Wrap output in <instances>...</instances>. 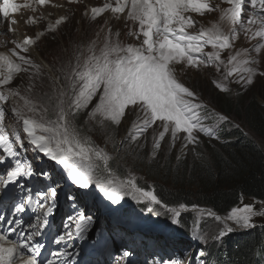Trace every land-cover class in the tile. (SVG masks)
I'll list each match as a JSON object with an SVG mask.
<instances>
[{
    "label": "snow or ice",
    "instance_id": "1",
    "mask_svg": "<svg viewBox=\"0 0 264 264\" xmlns=\"http://www.w3.org/2000/svg\"><path fill=\"white\" fill-rule=\"evenodd\" d=\"M68 2L72 3L74 0ZM49 3L50 0H30L23 4H17L16 0H0V22H6L9 25L7 32L13 33L15 29L12 26L17 24L14 17L21 8L35 13L38 8ZM221 3L228 7L222 8L211 0H115V6L106 3L102 7L91 8L93 19L109 10L118 18L123 15L126 21L136 26L134 30H129L128 35L137 39L142 36L143 40L139 46L122 45L119 40L112 39L109 30L103 47L98 52L94 44L89 46L91 54L82 61L77 58L76 67L67 76V90H58L54 98L48 96L49 101L54 100L51 108L54 119L46 118L49 111L47 105H44L39 118H36L37 105L31 99L21 96L16 90L6 89L16 74L27 71L28 68H36L37 74L39 73V66L20 54L27 53L35 40L25 36L14 42V48L7 53H0V89H5L0 91V156L5 158L0 159V164L6 159L15 160L14 166L7 170L6 177H0L3 186L7 188L9 184H18L21 177H31L34 174L32 166L18 158L17 150L3 126L6 116L3 104L10 97H18L23 105L14 104L11 108V113L20 126L19 131H13L16 144L24 147L23 141L26 140L34 151L61 166L72 184L80 189H87L89 185L95 184L113 204L119 203L122 193L132 194L138 201L166 208L172 214V223L178 224L181 210H186L184 204H180L179 209L168 208L153 191L138 187L133 177L115 179L109 165L111 157L87 138L81 139L72 120L80 111L87 109L98 95V101L88 112L89 119L99 116L101 123L110 121L114 125H120L128 112H132L134 119L128 131L129 139L133 142L159 122L158 127L162 131L153 135V155L160 148V141L169 132L173 142L178 133H186L184 139L188 144L196 143L194 132L211 136V131L200 123V115L196 111L202 105L194 104V93L178 82L175 65L182 64L185 68L197 69L215 65L217 71L223 65L225 80L237 75L246 84H251L256 70L250 65L257 61L250 57L249 50L229 55L226 64L220 54L233 47V41L240 32L248 40H257L251 51L259 54L264 50V0H221ZM212 12H219L220 21L230 25L227 33L216 23L210 28L200 27L195 33L188 31L196 28L197 24L192 14L204 17ZM62 20L63 18L57 19L55 25H59ZM28 22L35 23V19L29 18ZM55 25L50 24L48 30H54ZM115 35L119 36V33ZM209 46L212 51L205 52V48ZM213 83L221 92L228 91L223 84ZM217 119L223 121L226 117L219 116ZM20 131L24 133L23 138ZM56 195L54 187H48L47 192L35 191L37 206L42 212L35 222H29L27 233L23 228L19 233L16 228L0 232V264H17L18 261L20 264H37L36 256L40 246H34L32 239L47 227ZM45 200L49 201L47 207L43 203ZM32 202L33 193L30 191L26 201L22 200L15 205V213L24 212ZM205 214L218 224H223L213 237L219 239L233 231L229 221L237 227H252L253 217L264 215V202L259 211L252 205H243L232 208L223 218L210 210H202L201 216ZM90 222L91 217L79 216L75 222L76 235L82 236ZM8 223L21 226L19 220ZM13 234L17 235L16 239H12ZM71 235L66 233L56 238L55 243L60 244ZM49 264L54 262L49 261Z\"/></svg>",
    "mask_w": 264,
    "mask_h": 264
},
{
    "label": "rangeland",
    "instance_id": "2",
    "mask_svg": "<svg viewBox=\"0 0 264 264\" xmlns=\"http://www.w3.org/2000/svg\"><path fill=\"white\" fill-rule=\"evenodd\" d=\"M64 5L67 4L63 3V6ZM71 10L73 11V16L70 19H66L58 28L52 31H49L48 28H44V30H38V29L34 30L32 27L29 28L26 25L29 28V32L33 34V38L35 39L34 47L36 51L39 53L40 58L43 61L47 60L48 63L46 61L44 62H46L50 68L51 65L49 64V61L51 59L56 58L60 53H63V49H65V53L72 50L74 39H76L82 45H84L85 42L88 41V39H91V41H88V46L94 44L95 49L98 52L99 48L96 45L95 36H98V38L101 39V35H102L104 40L105 36L108 34L107 33L108 29L106 25L110 20L109 18H106V20L103 23L99 21L97 18L95 19L90 18L87 20H80L77 22L74 14L78 15L79 10L76 7H72L68 9L69 12ZM45 14H50V15L55 14V17L57 16V12L52 10L49 11L45 10L44 15ZM62 14L63 13H61V15ZM60 17H56V19H59ZM39 18L44 21V24L54 25V23H52L51 16L49 20L43 18L40 15ZM214 23L219 24L221 29L225 33L229 31L230 25L227 22H221L219 18L205 23L203 27L210 28ZM100 27H102V29H100ZM119 27L122 28L120 29L119 36L116 37L112 36L113 40H119V42L122 45L133 44L135 46H139L142 43L143 40L142 36L139 39H137L135 36L128 35L129 30L135 29L133 26L121 23ZM198 30L199 28H194L193 30H188V31H190L191 33H195ZM10 34L11 33L7 32V28L4 25V23L0 22V53H7L10 49L14 48V42H16V39L14 37H11ZM62 41L64 45H59ZM65 42H67L66 45ZM256 43L257 40L255 39L248 40L245 37L244 33L240 32L237 39L233 41V47L224 50L220 54L221 59L226 64L229 55H235L237 51L243 52V50L247 49L249 50L250 57L254 58L257 61L256 64L250 65L252 68L256 70V75L253 77V82L251 83L250 86L247 85V87H245V85L240 84L239 86V89H241L240 91H234L226 87L228 91L221 92L213 83L214 81L221 83L220 82L221 79L225 76V70L223 65H221L220 71H217L215 65L209 67L201 66L198 69L185 68L182 64L175 65L176 79L185 87H188V89L194 93L195 98L196 99L199 98L203 103H206L208 99L215 103L228 102V101H224L227 100L226 96L228 97V99L230 100L229 102L231 103L233 102L231 100L235 99V94L237 92H240L242 94V99H240L239 101L244 100L246 104L249 102L251 98H255L257 100V103H259L260 105H264V75L260 74V73H264V50H261L259 54H257L254 51H251L253 45H255ZM211 51L212 49L210 46L205 48V52H211ZM83 53L85 56H83L82 59H84L87 56L86 51ZM20 54L30 59L34 65L39 66V73L37 74L36 68H28L27 71H23L21 73L16 74L13 77L11 83L6 86L7 90H16L20 93L21 96H26L29 99L33 100L34 97L32 95V92L36 89V87L39 84H48L49 86H51V84L56 82L58 85V80L54 76L52 69H51L52 73H49L47 72L46 68L41 62L37 61L35 58L32 59L28 53H20ZM243 58L244 57L242 56L241 59ZM72 67L73 65L71 63L68 64V70H71ZM202 68L205 69L206 71H204ZM68 70L60 69L58 73L59 77L62 78V76L66 73L69 75ZM55 71H57V69ZM208 78L211 81L210 85L208 82ZM234 79H239V77L237 75H233L232 77H229L228 78L229 81L226 84L232 83ZM211 86L214 87V89L217 92L212 98H208L206 95V90ZM29 89L31 90L29 91ZM3 90L5 89H0V91ZM38 93L39 91L37 92V94ZM56 93L57 92L55 90L47 92V94L53 98L56 96ZM97 101L98 100H95L92 103H90L88 108L80 111L75 118H78L80 120V128H82L83 126L86 128V134H84V137L90 140L95 147L103 149L111 157L110 160H112L113 162L111 166L114 167L112 173L118 174L119 176L123 177V178H117L114 175L115 179L124 180L129 176L136 179L140 175L141 177L140 179L144 180V181L140 180V183L147 190L152 191L155 189V187H159L157 185L160 184H164L166 185V187L168 186L170 187L171 185L169 181L166 180L163 182L164 180L163 175L162 177L159 178L161 182H158L157 180L155 182H148L149 179L147 177H145L144 179L143 176L141 175L140 167L132 166V168L129 171L126 170V166L124 164H127L129 162L128 160L129 158H125L126 154H128L127 150H125V146H127L128 149H133V148H138L140 146H144V144H146L147 142L145 141L144 143H142L140 140L133 142L130 139L129 140L124 139L125 135L129 134L128 130L131 127L132 120L134 119V114L132 112H128V114L122 119L119 131L115 128V125L112 124L110 121H103L101 123V117L99 116H97L95 119H89L88 112L92 110V108L95 106V103ZM53 103L54 100L49 101L48 105L51 106ZM14 104L23 105V101L20 100L18 97H10L8 101L3 104V107L6 110V116L4 120L12 123L14 121L17 127H19V125L16 123L14 116L11 113V108ZM42 111H43V106L37 107V115H40ZM46 118H51V119L55 118L53 113L50 114V108L48 113L46 114ZM158 125L159 122H157V125L155 126L153 125L152 127V129H154L153 135L154 133L155 134L159 133L160 130L162 129L159 128ZM77 134L79 135L78 132ZM153 135H152V139H153ZM179 135L180 138L176 139L175 142L180 141L187 143L186 140L183 138L186 136V133L180 132ZM81 139L84 138L81 137ZM170 142H173V140H170ZM129 145H133V146L129 147ZM164 145H165L164 141H160V149L158 151H155L154 155H153V151H150L148 149L149 152L151 153V158L154 159L156 157L157 158L159 157L161 159L159 165L160 164L163 165V163H167V162L171 163L172 165L175 164L176 163L175 158H171V159L164 158L165 152L167 150V147L165 150H162ZM113 147L115 148L116 151L119 152L117 153L115 152V154H112ZM176 148L177 146H175V149H173L174 152L176 151ZM201 152L204 156H208L207 152L202 150ZM185 153L186 152H179L178 156H183L185 155ZM132 154L137 156L134 158L135 160H138L140 158L139 154L137 153V149H134ZM192 156L194 157V154ZM162 160L163 163H161ZM118 161L120 163V166H125L123 167V169L118 165ZM56 165L57 164L45 165V168L42 173L45 179L41 182V187L44 189L45 192H47L48 187H54L57 189L58 192V189L62 185H64L65 180L67 178H70L67 172L61 166L60 168H57ZM136 184L141 187L140 184L138 183ZM98 196L99 197L102 196V200L106 201V197L104 196L103 192L99 193ZM243 205H252L254 209L259 211L262 206V203L243 200L240 202L238 206H243ZM157 207L159 213L163 217L170 218L169 216H172V214L169 212L163 213V211L166 210L163 207L161 206H157ZM86 208L87 211L85 212ZM53 210L55 212L54 215L59 220L54 222V227L58 228L59 236H64L66 233H71L73 235V233L76 232L75 222L78 220L79 216L82 215L85 217L92 218V216H86V213H88L90 210L94 212L93 202L90 203L89 205H87L86 203L84 206V204L80 200V196L77 194L70 195L68 199H65L60 206H58L57 204H53ZM198 210L199 211L204 210L206 212L209 209L205 207H200V209ZM185 211H190V210L187 209L183 210V213ZM165 214L169 216H166ZM202 217L205 220L202 221V223L204 224V228H202V237L203 239L206 240L209 239L208 241L209 245H215L216 243L219 242V239H214L213 237H215L218 234V231L220 228L223 227V224H218L212 217H209L206 214L203 215ZM228 223L229 226L233 228V231L228 233V235L233 232H238V231L242 232L243 229H245V228L237 227L231 221H229ZM252 223L253 226L248 229H254L256 226L264 224V215L254 216ZM104 224H101V221L96 222V220L92 219L90 224L87 226V229L82 234L83 238H86L87 241L91 243L92 246L102 247V249L104 250V259L102 258L99 262H96L94 264H117V263L119 264H187V262H190L192 260L190 253L192 249L195 247L193 243L192 244L194 246L188 244L186 246L182 245L180 250H177L175 249V246H172L173 244L170 243L165 244L162 241L159 242V239L151 238V235H143L141 239L138 238L133 243L120 244L118 241H116L113 238V232L111 231L108 232V230L104 227ZM130 236L132 235L130 234ZM69 238H67L66 240H68ZM115 243L118 246L121 245L119 251L116 254H115L116 251L112 249ZM111 244L112 246H110ZM65 245L66 247H68V243H66ZM152 245H154V248H152ZM200 247L201 246H198V248ZM65 251L66 250L63 249L62 251H60V253L63 254L65 253ZM69 256L70 253H66L65 257H69ZM80 257H81V253H78L75 257H72L66 263H61V264H79V262L81 261ZM115 258L118 259L114 261ZM53 259L54 258H50V261H52ZM203 259L205 260L204 257ZM81 264H85V263L82 262Z\"/></svg>",
    "mask_w": 264,
    "mask_h": 264
},
{
    "label": "trees",
    "instance_id": "3",
    "mask_svg": "<svg viewBox=\"0 0 264 264\" xmlns=\"http://www.w3.org/2000/svg\"><path fill=\"white\" fill-rule=\"evenodd\" d=\"M46 90L45 85L37 88L32 94L34 97L32 101L37 107L49 106L52 114L53 104L50 106L49 100H45ZM224 101L228 102L215 103L208 100L205 109L197 110L201 123L212 135H197L196 143L188 144L189 151L186 157L176 160L173 165L169 162L163 163V160L161 162L163 165H159L161 159L159 157L152 159L149 152L152 151V147L147 145L133 149L125 146L128 153L125 158H129L132 166L143 167L148 178L161 182L159 178L163 175V182L169 181L170 187L160 184L154 190L157 198L167 207L179 209L180 204H184L187 210L205 207L215 215L224 217L243 200L264 202V105H259L255 98H251L246 104L244 100L237 103ZM219 116L226 117L227 120L219 121L217 119ZM72 123L82 137L83 131L80 129L79 120L75 118ZM115 128L120 130L118 125H115ZM124 139L129 140V135H125ZM131 146L133 145H129ZM134 149H137L140 156L138 160H135L137 156L132 154ZM168 150L164 156L166 159H170ZM201 150L207 152L208 156H204ZM115 152L119 151L113 147L112 154ZM112 163L110 160L111 171L114 168L111 166ZM118 165L120 166L119 161ZM120 167L123 169L125 166ZM170 218L160 217L153 225L155 228L169 226L173 224ZM178 219L181 225H185L187 234L194 224L193 219L189 213L180 215ZM194 230L192 234L198 240L199 235L194 233ZM208 241V239L202 241L205 252L211 247ZM200 256L202 253L196 254V264H206L205 260L199 261ZM212 262L264 263V227L228 235L217 248Z\"/></svg>",
    "mask_w": 264,
    "mask_h": 264
},
{
    "label": "bare ground",
    "instance_id": "4",
    "mask_svg": "<svg viewBox=\"0 0 264 264\" xmlns=\"http://www.w3.org/2000/svg\"><path fill=\"white\" fill-rule=\"evenodd\" d=\"M89 1H92V0H89ZM25 2H30V0H24V1L21 2V4H23ZM217 4H219V3H217ZM48 5L54 7L52 11H56L57 12V16L56 17H60V12L64 13L65 8L62 7L63 4H62L61 0H50V3ZM225 6H228V5L225 4ZM44 9H46V8L45 7L38 8V10L35 13H33L30 9L21 8L20 12L15 15V19L17 20V24H15L14 27H13L15 29V31L12 33V37H14L16 39V41H20L25 36H28V34L26 33V31L24 29V25L26 23H29L28 22L29 18L35 19V23H31V24L35 25V29L42 30V26L44 25V21L39 18V15L42 16L43 18H46L47 20H49V18L51 16L50 14H45L44 15V11H45ZM88 11H89V7L87 6L86 12H88ZM120 22L121 23H126V20H122ZM110 30H111L112 36L116 37L115 34L120 32V27H119L118 23L117 22L114 23L113 26L110 28ZM107 33H109V31ZM27 53L32 58H35L37 61L41 62L42 64H46L45 62L41 61L40 56L37 54V51L35 50L34 44L30 46L29 51ZM121 230L123 232L127 233V234L135 235L133 230L126 229V228H123V227H121ZM159 242H161V241H159ZM111 246H112V244H111ZM152 248H154V245H152ZM112 249L116 251L115 252V254H116L119 251L120 248L115 244V245H113ZM45 256H47V255H45ZM45 256L43 254L41 256V258H46ZM117 259L118 258H115L114 261H116ZM17 264H20V263H17Z\"/></svg>",
    "mask_w": 264,
    "mask_h": 264
}]
</instances>
